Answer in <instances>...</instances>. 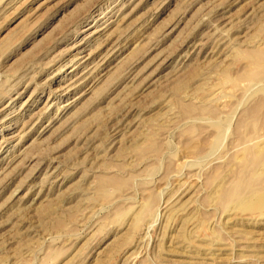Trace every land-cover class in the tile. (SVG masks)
<instances>
[{
    "label": "rangeland",
    "instance_id": "obj_1",
    "mask_svg": "<svg viewBox=\"0 0 264 264\" xmlns=\"http://www.w3.org/2000/svg\"><path fill=\"white\" fill-rule=\"evenodd\" d=\"M0 264H264V0H0Z\"/></svg>",
    "mask_w": 264,
    "mask_h": 264
},
{
    "label": "bare ground",
    "instance_id": "obj_2",
    "mask_svg": "<svg viewBox=\"0 0 264 264\" xmlns=\"http://www.w3.org/2000/svg\"><path fill=\"white\" fill-rule=\"evenodd\" d=\"M76 54H77V53H76ZM85 56H86V55H84V56H81V57H80V59H84V58H85ZM75 57H76V55H75ZM258 58H260V57L258 56ZM255 59H256V58H255ZM92 61H93V60H92ZM74 68H75V67H74ZM139 223H140V222H139ZM138 225H139V224H138Z\"/></svg>",
    "mask_w": 264,
    "mask_h": 264
}]
</instances>
